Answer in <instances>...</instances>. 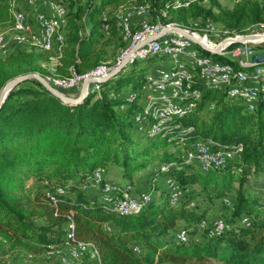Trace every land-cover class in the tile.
<instances>
[{"label": "trees", "instance_id": "1", "mask_svg": "<svg viewBox=\"0 0 264 264\" xmlns=\"http://www.w3.org/2000/svg\"><path fill=\"white\" fill-rule=\"evenodd\" d=\"M176 1L64 0L67 23L60 50L14 47L0 55V91L24 74L67 78L72 70L84 76L107 61L115 67L128 47L120 17L144 5L152 23L187 30L196 22L234 33L264 24V0H236L231 8L218 0H196L175 9ZM10 3L0 0V32L11 25ZM153 57L135 59L98 89H89L77 105L63 103L33 79L8 93L0 107V264L11 255L33 259L47 247H63L71 224L76 242L90 244L97 253L93 259L84 254L77 264H264V199L246 186L251 174H264V100L250 111L224 89L195 81L179 102L184 114L168 122L166 136L149 135L148 121L140 132L133 119L144 102L132 92L146 90L139 62ZM214 59L231 63L228 57ZM233 66L244 70L237 62ZM195 89L201 97L188 108ZM199 141L241 144L242 150L223 168L201 171L185 162V153ZM178 143L181 151L169 150ZM154 161L159 165L148 169ZM112 167L129 186L135 172L147 170L150 185L143 192L162 191L141 212L117 215L103 200L102 185L90 182L97 168L106 172V182ZM166 179L182 191L175 204L162 189ZM216 204L224 208L218 219L227 228L219 234L211 227L201 232ZM180 231L185 238H178Z\"/></svg>", "mask_w": 264, "mask_h": 264}, {"label": "built area", "instance_id": "2", "mask_svg": "<svg viewBox=\"0 0 264 264\" xmlns=\"http://www.w3.org/2000/svg\"><path fill=\"white\" fill-rule=\"evenodd\" d=\"M194 1L196 0H177L174 8L187 7ZM10 12L12 15L11 25L0 32V55H6L14 47L42 52H52L55 48L60 50L67 23V9L64 0H11ZM135 17L140 18V21L138 29L134 31L130 22ZM144 17L149 19L148 5L132 10L125 17H120V25L129 48L138 42L156 36L167 26H178L175 24L163 25L160 22L152 23L145 21ZM259 25L264 26V24ZM193 34L195 35V33ZM206 42L211 48H216L220 44ZM231 45L233 44H225L222 51L224 52ZM257 48H264V42L260 40L248 42L242 46V49L224 52L230 56L231 60V63H225L210 55H204L192 41L177 33L164 34L160 39L142 47L132 56L131 62L135 59H144L149 55H154L169 58L171 64L165 70L158 68L154 78H147L144 105L142 111L134 117V126L141 132L144 129L145 121H148L145 130L149 135L166 136L168 122L174 116L184 114L179 102L182 96L188 93L195 81L201 82L208 88L224 89L229 98L242 99L248 110L254 111L256 103L264 100V65L236 71L232 57L238 58L237 63L240 65L241 62H248L251 56L256 53ZM59 58L60 53L54 59L56 64ZM56 64L49 69L51 73L55 72ZM112 69L113 67L102 66L84 76L77 75L72 70L71 75L67 78L45 79L57 90L77 89L85 78H102ZM190 94L192 101L188 104V108H194L195 102L201 97V90L195 89ZM172 139L169 138V140ZM241 150V144L227 147L212 141H199L191 145V149L186 152L185 158L187 162L197 166L201 171H208L223 168ZM166 168L163 166L162 170ZM103 173L102 169H96L90 182L96 188L102 185L103 200L108 209L117 215L137 214L154 198V188L134 195L128 186H115L108 180L103 183ZM164 187L170 193L171 199L178 202L182 194L180 186L175 181L166 179ZM114 189L118 194L112 196L111 192ZM47 197L50 201H54L50 195ZM224 203L229 204L228 200H225ZM242 222L248 223L247 218H244ZM226 228L227 225L221 219L214 220L212 224V230L216 234ZM178 238H185V233L180 231ZM47 249L50 250L47 252L48 258H53L62 252H55L56 249L67 250L68 256L60 258L63 263H67L69 260L75 263L81 262L86 253L92 259L97 256L90 244L76 242L72 224L68 227L67 243L60 248L50 246Z\"/></svg>", "mask_w": 264, "mask_h": 264}, {"label": "rangeland", "instance_id": "3", "mask_svg": "<svg viewBox=\"0 0 264 264\" xmlns=\"http://www.w3.org/2000/svg\"><path fill=\"white\" fill-rule=\"evenodd\" d=\"M134 1V0H132ZM219 3L224 6V7H228L231 8L233 7V5L235 4L236 0H218ZM145 21H150V18L148 19V17H144ZM140 21V18H133L131 19V27L132 29L135 31L138 29V23ZM199 22H196L195 24L192 25V27H194V29L191 28V26L189 27L190 32L195 33V36L199 39H205L206 41H209L213 44H218L223 42L226 39L229 38H235L238 36H247V35H257V34H264V26L261 27L259 24L258 25H253V26H249L246 29H244L243 32L241 33H234V32H229L226 30L221 29L219 26L215 25V24H210L208 23L205 27L200 28L199 26ZM199 27V30L196 31V29ZM233 45L229 46L224 52H233L236 51L237 49H242V46L245 44H241L238 42H234L232 43ZM129 46V44H128ZM102 48V47H101ZM129 49V47H128ZM127 49V50H128ZM256 53H264V48H257ZM124 51L121 53L120 57L118 58V60L121 58V56L123 55ZM213 57V56H212ZM225 57L230 58L229 55H226ZM232 57V56H231ZM234 59V63L237 62L238 58L236 57H232ZM56 64V61L53 60V62L50 64L49 69H51L54 65ZM170 60L167 57H161V56H155L153 58L150 59H146V60H142L139 62V67L145 68V79L147 80L148 77H155L156 74V70L158 68L161 69H167V67H169L170 65ZM106 67V68H112L111 67V61H107L105 63H102L99 67ZM114 68V67H113ZM83 82V81H82ZM146 84V85H145ZM145 87L147 86V82H145ZM81 85H79V88L77 89H65V90H60L58 89L60 92H64L63 94H65L67 97L70 98H77L80 94V90H81ZM91 90H96V86L91 85L90 86ZM131 87H127V90H130ZM146 91V90H145ZM144 91L143 93V89H135L132 94L133 95H137L138 93H140L141 95V100H145L146 97V92ZM134 122V119H133ZM178 144H175L173 146H171L169 148V150H172L173 152L175 151H181V148L178 147ZM186 154V153H185ZM185 162L186 158H185ZM189 163V162H187ZM159 165L158 162L154 161L152 162L147 168L148 169H155L157 166ZM97 169H102V168H97ZM103 170V169H102ZM106 173V172H105ZM103 173V174H105ZM121 172L118 168H109L108 169V181H110V183L114 184L115 186H128L130 187L131 192H134V195H138L141 192H143L144 190L149 188L148 184V180H147V175H148V171H137L134 173L133 175V182L132 184L129 185H125V183L122 182V179L120 177ZM122 182V183H120ZM247 188L249 189L250 192L255 193L256 195L259 196V198H263L264 199V174H251L248 178L247 184H246ZM154 188V187H151ZM197 189H199V187H196ZM233 188H235V184L233 185ZM163 190H165V188H162ZM154 197H158L160 192L162 190H158L156 189V187L154 188ZM170 202L172 204H175L177 202H174L171 199L170 196ZM221 206V205H220ZM218 204H216L214 210H212L211 212H209L208 217L205 221V224H203L201 227V232L205 231V229H207L208 227L212 228V224L214 222V220L218 219V218H223V207H221ZM220 210V211H219ZM226 219V218H225ZM201 234H199L197 236V238H200ZM58 251H62L59 254H56L55 257L53 258H48L47 257V252H50V250L48 249H44L43 252H41L40 254H37L36 256H34L33 259H29L26 258V255L24 253H20L18 256H14L11 255L9 257H6L4 259V261L6 262V264H77L71 260H69L67 263H63L60 258L62 256L67 257V250H63V249H56L55 252ZM214 264V263H213ZM215 264H219V263H215Z\"/></svg>", "mask_w": 264, "mask_h": 264}, {"label": "water", "instance_id": "4", "mask_svg": "<svg viewBox=\"0 0 264 264\" xmlns=\"http://www.w3.org/2000/svg\"><path fill=\"white\" fill-rule=\"evenodd\" d=\"M167 33H177L181 35L182 37L192 41L195 46L205 52L208 53L210 56L214 57H225L226 53L222 51L223 47L227 43H234L238 42L241 44H246L248 42H255V41H263L264 39L261 37H264V34H257V35H247V36H238L235 38H229L221 42L216 48H211L205 43L198 40L195 35L188 31L187 29H184L180 26H167L165 27L159 34L156 36L147 38L141 42H138L134 46L130 47L123 55L121 61L104 77L102 78H94V77H87L83 80L80 94L77 98H70L67 97L65 94L54 88L44 77L37 73H29L17 76L7 82L5 86L0 91V107L2 103L4 102L6 96L8 93L17 85L27 81V80H36L38 83H40L48 92H50L53 96L58 98L60 101H62L65 104L68 105H77L80 104L85 97L88 95V89L91 85L99 86L100 84L106 83L109 80H111L113 77H115L118 73H120L129 63H131V58L135 54L136 51L140 50L142 47L148 45L149 43L156 41L161 38L162 35ZM264 65V53H255L251 56L250 60L248 62H241L240 66L243 69H251L257 66Z\"/></svg>", "mask_w": 264, "mask_h": 264}, {"label": "bare ground", "instance_id": "5", "mask_svg": "<svg viewBox=\"0 0 264 264\" xmlns=\"http://www.w3.org/2000/svg\"><path fill=\"white\" fill-rule=\"evenodd\" d=\"M196 37V36H195ZM197 38V37H196ZM261 38H263L264 39V37H261ZM198 40H200L201 42H203V43H205V44H207L208 45V43L206 42V40L205 39H199V38H197ZM258 41V40H257Z\"/></svg>", "mask_w": 264, "mask_h": 264}]
</instances>
